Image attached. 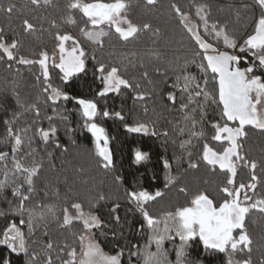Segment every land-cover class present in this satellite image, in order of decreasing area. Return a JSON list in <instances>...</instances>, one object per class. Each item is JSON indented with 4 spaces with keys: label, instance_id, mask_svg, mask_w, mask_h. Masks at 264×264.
Returning <instances> with one entry per match:
<instances>
[{
    "label": "snow or ice",
    "instance_id": "obj_1",
    "mask_svg": "<svg viewBox=\"0 0 264 264\" xmlns=\"http://www.w3.org/2000/svg\"><path fill=\"white\" fill-rule=\"evenodd\" d=\"M190 3L194 12L186 10L178 0H169L168 8L176 28L186 34L192 45L191 57L184 58L179 67L171 68V77L169 67L161 70V54L155 48L148 49L155 61L151 71L143 61L134 63L126 57V63L115 59L106 62L96 55V50L103 51L106 39L110 41L113 35L123 43L148 36L151 44L156 45L164 30L150 19H138L137 10L144 9L143 15L147 16L151 10L158 9L160 0H27L20 8L13 0L6 5L0 4V13L8 21H13L14 17L19 20V31H6L0 26V64L17 74L20 73L18 65H38L40 70L33 74L36 95L31 100L21 99L16 81L8 90L16 109L7 121L3 139L8 151H0V218L6 221L0 230V246L8 251L7 256H0V264H14L13 256L18 264H122L125 250L128 264H140L141 260L143 264H213L217 260H222L223 264H254V241L246 221L252 212L264 215V198L254 200L249 194H254L264 182V176L257 174V169L264 173V158L253 159L243 149L251 131L264 135V0H244L239 6L225 4L219 8L224 13L223 19H213V5L208 0H190ZM40 8L65 12V22L78 27L94 49L86 51L76 36L56 30L53 33L56 44L51 53L44 48L34 54L36 58L23 54L24 40L38 31L33 22L38 17L29 14ZM76 14L80 15L83 26L78 23ZM233 16L237 21L242 16L250 19L242 34L234 27ZM51 26L57 28L55 21H51ZM8 27L10 29V24ZM39 30H43L42 27ZM69 42L71 46L66 47ZM89 60L94 62L93 76L103 85L96 95L103 98L110 93L120 95L122 89L130 90L133 107L128 112L123 108L100 111L96 100L72 97L64 87L53 86L50 67L59 69L62 73L59 79L67 85L72 77L87 74ZM129 65L138 71V76L129 75ZM189 65H196L199 75L192 74ZM153 74L168 84L171 90L166 99L173 106L168 110L179 112L182 120L175 124L167 121L169 128L160 129L156 120L137 118L125 124L126 130L163 136L165 144L170 135L174 136L172 143L178 150L194 147L192 140L195 139L202 144L199 154L194 157L192 151H187L186 161L182 152L162 157L163 189L149 190L139 183L129 184L124 177L114 174L112 183L122 191L123 201L130 205L131 221L120 215L119 196L113 198L97 191L93 198L85 201L71 189L62 193L51 182L44 183L45 168L53 166L55 151L68 152L61 143L60 127L70 139L76 132L62 101L75 100L79 106L83 117L80 127L86 128L95 138V155L99 157L96 167L105 173H115L109 136L105 128L95 122L96 118L114 117L126 121L137 112V104L139 113L147 116V104L155 92L145 88V84H153ZM6 100L7 97L0 100V109L6 110ZM209 109L216 112V119H208ZM45 120L47 127L43 126ZM206 124L214 131L212 140L221 144L227 142L222 151L206 142ZM72 143L75 144L74 139ZM148 159V153L135 152L137 163ZM184 163L187 165L183 168L184 174L198 170L202 164L213 173L224 174L216 188L218 195L214 197L207 191L190 192L187 185H181L183 176L172 173ZM240 168L248 171L247 182L237 181ZM76 171L83 174L85 170L80 167ZM82 183L88 184V181L82 178ZM173 187L187 198V202L154 214L152 205L158 204ZM105 205L106 213H102ZM52 224L69 232L73 242L70 244L65 239L61 244L53 239L50 235ZM102 229L109 230L116 241L112 253L105 252L95 238L97 232L105 234ZM126 232L148 233L143 249L128 241ZM177 237L180 245L174 250L175 259L172 260L165 243L174 242ZM121 240L126 241L123 246ZM197 240L202 244L203 257L193 260L190 249ZM153 245L154 252L151 251ZM260 264H264V259Z\"/></svg>",
    "mask_w": 264,
    "mask_h": 264
},
{
    "label": "trees",
    "instance_id": "obj_2",
    "mask_svg": "<svg viewBox=\"0 0 264 264\" xmlns=\"http://www.w3.org/2000/svg\"><path fill=\"white\" fill-rule=\"evenodd\" d=\"M9 0H0V4H7ZM20 8L27 3V0H13ZM202 2V0H198ZM213 5V19L224 18V13L219 10L225 4H234L239 6L244 0H208ZM251 2V0H249ZM186 10L191 9L194 12V8L190 3V0H178ZM169 0H160L158 9H153L151 12L144 16V9H138V19H150L154 24L160 26L164 30V35L158 40L156 45L151 44V40L148 36H142L140 39L132 41L130 43H123L119 41L114 35L110 41L106 39L105 49L103 51L96 50L98 58H104L108 60L115 59L116 62L125 61V58L131 59L134 63L143 61L149 66L151 71L152 63H155L154 58L148 52L149 48H155L161 54V70L164 67H169V76H172L171 68L179 67L184 58L191 57V42L187 38L186 34H183L180 29L176 28V21L173 19L172 14L168 8ZM28 10L25 9V12ZM30 16L38 17L33 22L37 24L38 31L24 40L25 47L22 49L23 54L29 58H36L34 55L41 49L46 48L51 53L55 48L56 42L54 41L53 33L56 30L66 31L76 36L77 39L85 46L86 51L93 50L94 46L90 45L83 35L79 32L78 27H74L65 22L64 17L67 15L61 10H52L40 8L35 13H30ZM76 19L80 26H83L80 20V15L76 14ZM195 20L196 18L193 17ZM234 27L239 31L238 34H242L246 24L250 23V19H245L243 16L240 20H236L235 16L231 17ZM51 21H55L57 28H52ZM198 22V21H197ZM19 23L18 18L13 21H8L3 13H0V26H4L6 31L16 30L19 31L17 25ZM10 24V29H9ZM43 30H39V29ZM211 42V41H210ZM221 50H224L221 47ZM239 54V53H238ZM242 55V54H241ZM169 62H171L169 64ZM93 61H88L87 74L81 73L72 77L71 81L64 85L59 76L62 73L59 69H53L50 67L49 71L52 74L53 86L64 87L66 91L76 98L94 99L98 104L100 111L107 109L109 112L119 111L123 108L125 112H128L133 107L131 100L132 93L130 90L122 89L120 95L108 94L106 97L100 98L96 94L102 89L103 85L99 79L93 76ZM241 64V67H244ZM20 73L15 71L6 70L3 64H0V100H5L7 97L5 108L0 109V151H8V148L4 146L3 139L6 135L7 121L11 117L12 111L16 109L14 98L11 97L10 90L14 85L13 81L19 83L18 91L21 93L22 100H31L36 95V89L33 88L35 81L33 74L38 73L39 66H22L18 65ZM189 71L194 75H199V69L196 65H189ZM129 75L138 76V71L133 70L129 65ZM153 84H145V88L154 90L155 95L152 100L148 101L149 112L147 116L139 113V105L137 104V112L132 114L126 121H120L114 117L103 118L97 116L96 123L105 128L109 136V148L112 152L115 162L116 172L105 173L103 170L96 167V160L99 159L95 155V138L86 128H81L83 123V117L79 106L75 103V100L63 102L62 104L69 111L65 114L69 116V120L73 121L72 127L76 128V132L72 134L71 139L68 135H64L63 127H60L59 136L61 143L64 147L68 148L67 153H63L60 150H56L52 157V167H46L44 171V183L51 182V185L60 188L61 192H67L69 189L73 193H79L82 200L87 201L93 198L97 191L105 192L113 198L119 196L121 198L120 215L131 221L133 219L132 213L129 212L130 205L123 201L122 191L117 190V186L112 183V177L114 174H118L124 177L129 184H137L152 190L154 188L163 189L165 183V172L161 168V158L164 156L172 157L175 153L180 155L181 152L187 160V151H192L194 157L200 152L202 144L195 139L192 140L194 147H190L186 150H178L172 143L174 136L168 138V143L165 144V138L163 136L154 137L151 135H144L138 133H130L126 130L125 124H131L135 119L140 118L143 120H156L158 121L157 127L169 128L167 121H172L175 124L177 121L182 120V116L179 112L169 111L173 106L167 101L166 95L169 88L168 84L162 82V78L153 74ZM143 83V82H142ZM171 80H169V84ZM177 95H179L177 93ZM49 115L52 113L49 112ZM217 118L216 112L209 109L208 119L214 120ZM23 124V121H21ZM48 122L45 120L43 126L47 127ZM170 130V129H169ZM204 132L207 136V143L217 151H222L224 147H227V142L221 144L220 142L211 139L214 135V131L210 124L204 126ZM72 139L75 140V144L72 143ZM187 139V137H185ZM34 147L37 145L34 144ZM42 147V145H39ZM143 151L149 154V159L144 162L137 163L135 161V152ZM244 151H247L251 158L260 160L264 158V135H261L258 131H251L249 137L244 141ZM47 163V161H46ZM186 163L178 170L174 169L173 175L183 176L181 185H187L190 192L207 191L212 196L216 197V188L224 179V174L219 172L213 173L205 165H201L198 170H189L186 174L183 173V168L186 167ZM83 167L84 173L78 174L77 169ZM257 174L264 176V173L257 169ZM158 177V178H157ZM2 178V176H0ZM83 180H87L88 184L82 183ZM249 179L248 171L240 168L238 169V182H247ZM127 186V185H125ZM255 196L264 198V182L257 187L255 193H249ZM187 202V198L177 191L175 187L166 191L165 197L158 203L152 205L151 211L155 214L164 208H175L176 206L184 205ZM87 206L85 211H87ZM107 205L102 209V213H106ZM70 211H72L70 209ZM15 218V217H13ZM138 219V214L136 216ZM6 221L0 218V230L3 229ZM248 230L253 238V252L252 258L254 264H260L261 259H264V215L257 212L249 214V218L246 221ZM50 235L58 243H63L67 239L68 243H72V237L69 232L59 229L55 224L50 226ZM24 230L27 231V226H24ZM74 230H78L74 229ZM95 231V230H94ZM105 234L97 232L96 239L100 242L105 252L112 253L116 241L113 240L111 232L107 229H102ZM127 240L132 244H139L143 249V245L147 242L146 237L148 233L141 235L140 233L133 232L131 234L126 232ZM2 238V236H0ZM126 243L125 240H121L120 244L123 246ZM180 241L178 238L174 242H166L165 247L169 251V259L174 260V250L178 248ZM151 251H155L153 245ZM191 258L193 260L203 257L202 244L199 240L191 244ZM8 251L5 247L0 246V256H7ZM237 259L240 256L236 257ZM14 264H18L17 258L12 257ZM122 264H128V252L125 250V255L122 258ZM143 264V261H140ZM213 264H223L222 260L214 261Z\"/></svg>",
    "mask_w": 264,
    "mask_h": 264
},
{
    "label": "rangeland",
    "instance_id": "obj_3",
    "mask_svg": "<svg viewBox=\"0 0 264 264\" xmlns=\"http://www.w3.org/2000/svg\"><path fill=\"white\" fill-rule=\"evenodd\" d=\"M74 36V35H73ZM81 42V41H80ZM82 44V43H81ZM83 45V44H82ZM71 46V42H69V44L68 45H66V47H70ZM85 50H86V48H85ZM56 58H57V62H59V53H58V51H57V54H56ZM111 94V93H110ZM226 142V141H225ZM261 197H258V196H255L253 199L255 200V199H260ZM178 238V237H177ZM179 239V238H178ZM180 241V240H179Z\"/></svg>",
    "mask_w": 264,
    "mask_h": 264
}]
</instances>
